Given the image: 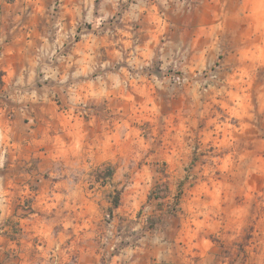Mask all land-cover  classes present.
Returning <instances> with one entry per match:
<instances>
[{
	"label": "rangeland",
	"instance_id": "rangeland-1",
	"mask_svg": "<svg viewBox=\"0 0 264 264\" xmlns=\"http://www.w3.org/2000/svg\"><path fill=\"white\" fill-rule=\"evenodd\" d=\"M0 264H264V0H0Z\"/></svg>",
	"mask_w": 264,
	"mask_h": 264
},
{
	"label": "trees",
	"instance_id": "trees-1",
	"mask_svg": "<svg viewBox=\"0 0 264 264\" xmlns=\"http://www.w3.org/2000/svg\"><path fill=\"white\" fill-rule=\"evenodd\" d=\"M104 175H108L109 177H113L114 176V170L113 169H109L108 171H106L104 173ZM121 203V199H120V195H117L114 201V208L118 209L120 207Z\"/></svg>",
	"mask_w": 264,
	"mask_h": 264
}]
</instances>
